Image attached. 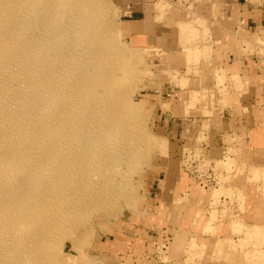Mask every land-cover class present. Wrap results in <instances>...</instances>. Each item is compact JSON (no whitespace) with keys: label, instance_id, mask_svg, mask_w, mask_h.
I'll use <instances>...</instances> for the list:
<instances>
[{"label":"rangeland","instance_id":"1","mask_svg":"<svg viewBox=\"0 0 264 264\" xmlns=\"http://www.w3.org/2000/svg\"><path fill=\"white\" fill-rule=\"evenodd\" d=\"M169 1L172 3H169ZM27 2L26 0H0V24L11 22V18L15 15L20 16L30 10L34 11L35 8L38 9L33 0H27ZM161 2L165 5L157 6L162 13V17L160 16L161 18L159 19L164 17L166 10L172 11L176 5H173V0H162ZM91 4L102 12L103 23L108 30L106 31L107 37H110L111 40L109 38L105 39L114 43L113 51L115 53L120 52L121 56L118 59V63L123 61L121 62L122 66L120 67V65L113 63L106 57L107 43L105 41L97 40L93 45H89L90 38L88 36L75 38L76 33H70L64 37L66 38V43L57 38L49 40V46L51 45L49 52L53 47L57 49L51 55L55 59L57 66L49 70V86L51 88L65 89L76 82L77 78L71 76L69 71V62H76L80 57L79 46H88L100 51V58L90 71V74L93 75V80H97L102 86L105 84L103 87L111 92L113 96L118 95L115 99L122 103L123 107L126 108V105L129 104L131 108L130 122L125 128L127 134L124 137H109L111 142L121 143V146L117 149L118 158H115L116 160L114 159L115 162H113L117 171H108L109 173L107 174L114 183L108 187V180H105L106 174L103 176L94 174L93 183L85 187L86 189L81 193L80 200L72 202L74 196L66 191L63 196L59 192V194H56L58 198H50L55 200L49 204V175L53 173V170H48L49 161L43 157L42 152L37 153V157L44 168L41 171L34 169V173L29 169H33L29 163L24 168L27 171H31L30 178L33 177L37 180L38 174L47 177L45 178L48 187L45 189L47 192L37 189L35 193L34 191L30 193L32 199L30 206H33L36 210L35 215L37 214V218L33 215L34 217L26 220L29 222L28 226H30L27 227V232L22 234L19 231L18 233H12L11 236L8 232L9 234H6L5 238L0 235V255L3 252L7 253L3 257L4 262L9 261L11 264H65L69 257H73L75 259L73 264H120L118 253L119 251L125 253L127 250L126 239L123 237L120 241H114L110 240V238H115L117 231L121 230L123 224L125 227L126 222L131 221L133 216L138 217L152 209L155 203L153 192H158V179L165 174L162 170H169L167 168L173 166L175 161H177L176 141L170 131L161 130V125H159L161 123V110L166 107L169 108L171 103L161 101L157 103V95L154 93L156 89L160 88L158 83L162 81H170L178 86L187 87L188 76L194 73L193 68L188 67L186 75L183 74V77L181 73L173 71L172 66L167 62L168 60H165L164 52L161 54L158 50L153 51L148 48L147 45L145 47L142 44L141 37L131 35L130 40L128 28L123 21L125 20L123 10L118 6L116 0H91ZM30 19L36 22L37 24L35 25L38 27L34 28L33 31H30L31 29L26 30V36L21 40H12L11 35H5L2 37L3 42L5 44H11L12 42L22 43L21 47L29 45L34 51L39 50L38 46L31 44L42 31L40 29L41 24L39 25L37 22L39 17H31ZM26 23L28 22H26L25 18L21 19V31L24 30V24ZM179 26L181 27V24ZM67 40L70 42L67 43ZM39 54L41 52L35 54L37 58H34L33 61L39 60L43 56V53ZM187 54L190 59L188 60L189 64H191L192 53L188 51ZM3 62L0 58V100L5 104L3 107L4 111L1 113L0 110V116L2 117L0 118V125L5 127V129L9 127L8 129L11 131L13 129L12 117L7 113L26 102L27 97L18 93L20 88L26 86V82L21 81V78L12 76V69L17 68L16 64H13L11 69ZM117 67L121 68L119 69L121 72L113 77L110 76L108 71L110 69L116 70ZM53 73H58V78L55 79ZM113 79H117V81L113 82ZM102 80H106V82L103 83ZM126 91L130 94L129 97L131 98L129 100L123 97ZM52 92L53 95L56 94L60 98L54 100L49 110L51 107L59 106L66 98L63 96L66 94L65 92L61 94L60 91ZM184 92L187 96L186 91H183L182 95H184ZM205 93L208 92L205 91ZM196 94V90L191 87L188 93L189 99L186 97L187 108L193 107V102L195 104ZM167 96L165 95V98ZM83 101H86V98ZM125 112H127V108L123 113ZM102 115L103 112H95L91 117L92 121L98 126L105 122ZM57 116L60 118L61 126L68 123L62 118V115ZM119 120L118 118L117 121ZM25 128L27 129V126L23 129L26 130ZM27 134V136L23 137L14 136L13 142H5L0 137V170L8 165L11 157H13L12 154L17 148L25 146L34 148L36 146L33 140L35 136L33 132L28 131ZM89 138L95 147L105 141V136L103 135H92ZM78 140L80 139L78 138ZM236 153L237 148H230L228 155L216 163L218 168L215 171L217 175L216 185H213L210 191L206 190L204 196L199 194L200 189L203 190V188L194 186L193 193L199 199L202 200L209 195L211 197L210 216L208 219L202 218L198 225L205 232L213 233L217 228L224 230V227H227L228 230V234L223 238L219 237L215 243L219 250H217L215 259L209 264H264V222H251L247 218H241L240 213L236 209L244 210L245 195L241 188L225 186V183L232 178L234 168L238 165ZM47 157L49 158V154ZM14 166L16 169L18 167V170L23 168L20 163L14 164ZM189 167L192 168V166ZM30 171H28V174ZM21 173L22 171H20ZM20 174L17 177L18 180L15 181L16 183H21L24 180L21 179ZM28 174H26V178ZM168 174H170V171ZM177 175H179V182L173 195L174 200L180 202L182 199L179 194L184 185L186 175L180 169H178ZM249 179L251 181H262L264 186V170L257 167L250 168ZM0 186V195H3L7 185L3 183ZM262 190L264 194V187ZM92 191L94 193L95 191L97 192L95 197L91 195ZM228 196L230 197L229 200L225 198ZM4 200H6L5 197L0 198V217L2 216L0 222L4 221L3 224L0 223V228L3 229L5 228L4 225L6 228H10L8 225H10L9 219L11 218L9 214L7 215L8 206L3 203ZM202 213L203 210H199L197 217H200ZM191 214L190 212L188 216L190 217ZM223 218H228L227 223L219 224ZM52 220H54L53 223ZM38 225L39 228L37 229ZM28 236L36 237L35 240L32 238L31 244H33L34 248L30 253H26V248L24 249L30 243ZM178 245L179 243L175 245V250L178 249ZM204 246V243L202 245L198 244L197 239L193 237L188 244L187 251H185L186 257L174 254L167 256L161 247L159 248L161 256L153 255L154 258H151L149 256L151 254L144 255L142 251L134 250L130 254L128 262L125 260V263L203 264L204 261H197V259L200 257Z\"/></svg>","mask_w":264,"mask_h":264},{"label":"crops","instance_id":"2","mask_svg":"<svg viewBox=\"0 0 264 264\" xmlns=\"http://www.w3.org/2000/svg\"><path fill=\"white\" fill-rule=\"evenodd\" d=\"M161 1L116 3L123 10L130 40L131 35L141 37L144 46L164 52L165 60L181 76L188 67L195 73L188 76L187 87L161 80L160 90L154 93L157 103H171L161 110L159 125L173 135L177 161L169 170H162L165 174L158 179V192H153L152 209L133 216L110 240L126 239L127 250L118 253L119 263L126 264L134 250L154 258L161 256L162 247L167 256L186 257L194 237L198 244H205L197 261L209 264L219 250L215 243L228 230L217 228L212 233L199 227L201 219L210 216L211 197L201 200L193 190L194 185L208 191L216 185V163L230 148H237L238 165L225 186L241 188L245 195L244 210H236L243 219L264 222L263 182L249 179L250 168L264 170V0H173L174 9L166 10L159 19L162 13L158 7L165 5ZM188 51L193 57L191 64ZM191 87L197 92L196 102L187 108ZM178 169L186 175L180 202L173 195ZM199 210L203 213L197 217ZM227 221L223 218L219 224Z\"/></svg>","mask_w":264,"mask_h":264},{"label":"bare ground","instance_id":"3","mask_svg":"<svg viewBox=\"0 0 264 264\" xmlns=\"http://www.w3.org/2000/svg\"><path fill=\"white\" fill-rule=\"evenodd\" d=\"M33 3L38 9L35 8L34 11L30 10L20 16H11V22L0 24V58L11 69L12 65L16 64L17 68L12 69V76L21 78V81L26 82V86L20 88L18 93L27 97L25 103L7 113L12 117L13 129L11 128L12 130L10 131L9 127L5 129V127L0 125V137L5 142H13L14 136H27L28 131H30L35 135L33 140L36 144L34 148L29 146L17 148L12 154L13 157H11L8 165L0 170V184L3 185L4 183L7 185L0 198H6L3 203L7 204L8 213L6 211L5 213L11 216L9 219L10 225H8L10 228H6L5 225L4 229L0 228V235H3L2 238H5V235L9 233L11 236L12 233H18L19 231L22 234L27 232L26 229L30 226H28L29 222L26 220L34 217L33 215L36 213L34 207L30 206L32 204L30 193L33 191L35 193L37 189L40 191L48 188L45 181L47 177L44 175L38 174L37 180L33 177L30 178L31 171L34 173V169L41 171L44 168L37 157V153L42 152L43 157L49 161L48 170H53V173L51 174L50 172L51 175H49V204L55 200L50 198H58L56 194H59V192L63 196L66 191L74 196L72 202H76L80 200L81 193L86 189L85 187L93 183L94 174L96 176L106 174L107 176L108 171H117L113 162L118 158L117 149L121 146V143L111 142L109 137H124L127 134L125 128L130 122V105H126L127 112L123 113L126 108L115 99L118 95L113 96L111 92L103 87L105 84L102 86L97 80H93V75L90 74L91 69L94 68L96 61L100 58V51L88 46H79L80 57L76 62H69V71L71 76L77 78L76 82L65 89L51 88L49 86V70L57 66L55 59L51 56L57 49L53 47L49 52V47L51 46H49V40L57 38L66 43V38L64 37L70 33H76L75 38L88 36L90 38L89 45H93L97 40L105 41L107 43L106 57L113 63L120 65V67L122 66L121 62L123 61L118 63V59L121 56L120 52L117 51L118 53H115L113 51L114 43L110 41V37H107L106 31L108 30L103 23L104 18L100 9L93 6L91 0H33ZM31 6L34 7L33 5ZM35 13L39 17L37 22L39 25L41 24L40 29L42 31L40 32L39 30L40 33L31 44L38 46L39 50L34 51L29 45L21 47L22 43L12 42L11 44H5L3 42L2 37L5 35H11L12 40H21L26 36V30L31 29L30 31H33L34 28L38 27L35 25L37 23L30 19L31 17H36ZM23 18L28 22L24 24L25 31H21L20 26ZM69 42L67 40V43ZM40 52L41 54L43 53V56L39 60L33 61L34 58H37L35 54ZM120 67H117L116 70L110 69L108 71L109 75L112 77L118 75L121 72L119 70L121 69ZM57 75L58 73H53L55 79L58 78ZM115 80L117 81V79H113V82ZM102 82L104 83L106 80H102ZM52 91H60V94L65 92L66 94L63 96L66 98L59 106L51 107L49 110L54 100L60 98L56 94L53 95ZM5 93L7 92L5 91ZM129 95V92L126 91L123 97L129 100L131 98ZM85 98L86 101H83ZM208 99L210 100V98ZM2 103L0 100L1 113L4 111L3 107L5 105L4 103L2 105ZM95 112H103L102 116L105 122L99 126L91 118ZM57 115H62V118L68 123L61 126L62 123L59 122L60 118ZM0 118L2 117L0 116ZM118 118L120 119L119 121H117ZM25 126H27L28 131L26 128V130L23 129ZM92 135H103L105 136V141L95 147L89 138ZM48 154L49 158L47 157ZM13 163L15 165L20 163L23 167L21 168L22 170H18V167L16 169ZM28 163L33 167V169L29 168L31 170H28L30 171L29 174L24 168ZM20 171H22L21 174ZM19 174L21 179L24 180L21 183H16L15 181L18 180ZM26 174H28L27 178ZM105 180H108V187L114 183L108 176ZM45 191L47 192V190ZM205 192L206 190L200 189V196H204ZM96 193V191L95 193L92 191L91 195L95 197ZM35 216L37 218V214ZM3 222L0 223L3 224ZM53 222L54 220H52ZM30 236H28L30 243L24 247V249L26 248V253H30L34 248L31 241H33L32 238L35 240L36 237ZM5 254L7 253H1L0 264H11L9 261H3ZM74 260L73 257H69L65 264H73Z\"/></svg>","mask_w":264,"mask_h":264}]
</instances>
